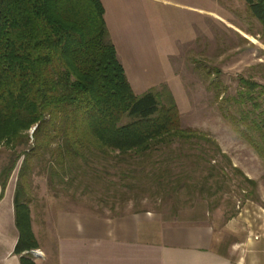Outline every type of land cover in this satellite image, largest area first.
<instances>
[{"label":"trees","instance_id":"obj_1","mask_svg":"<svg viewBox=\"0 0 264 264\" xmlns=\"http://www.w3.org/2000/svg\"><path fill=\"white\" fill-rule=\"evenodd\" d=\"M244 2L264 37V0ZM238 82L235 95L221 97L222 114L264 161V84L244 77ZM3 144L12 152L0 167V198L23 157L14 197L19 230L15 253L21 264H36L34 251L39 248L27 197L28 174L35 162L49 165L51 185L57 177H88L96 185L108 177L103 193L107 198L100 203H113L112 209L123 196V183L167 187L179 160L184 162L183 173L208 165L202 176L207 191L226 177L216 155L227 156L209 134L181 126L166 85L140 95L133 91L101 0H0ZM103 160L112 166L103 165Z\"/></svg>","mask_w":264,"mask_h":264},{"label":"rangeland","instance_id":"obj_2","mask_svg":"<svg viewBox=\"0 0 264 264\" xmlns=\"http://www.w3.org/2000/svg\"><path fill=\"white\" fill-rule=\"evenodd\" d=\"M143 9L163 72L162 82L148 90L159 91L161 85H166L177 104L181 126L214 138L227 156L226 159L216 155L226 177L218 178L221 179L218 186L207 191L208 185H202V176L207 175L208 165L205 163L198 170L193 166L183 173L184 162L179 160L167 187L145 181L123 183L120 189L123 196L116 199L112 209L113 203L108 206L100 203V199L107 198L104 194L109 187L108 177L101 185L88 181V177H57L51 185L49 165L35 162L28 174L27 186L35 227L38 233L47 232L50 239L58 210L99 212L104 216L151 211L166 220L207 222L217 232L225 231L231 222L229 229L237 232L236 238H256V226L264 225V161L223 117L221 107L225 103L220 99L236 94L239 77L264 84L262 27L251 16L244 0H143ZM145 36L138 35L137 42L142 49ZM218 91H223L219 98ZM34 130L29 131L31 143ZM11 152L7 144L0 145V167L8 161ZM22 161L23 157L12 173L16 179ZM112 163L102 162L111 166ZM234 167L255 181V186L244 181ZM113 192L112 189L110 194Z\"/></svg>","mask_w":264,"mask_h":264},{"label":"crops","instance_id":"obj_3","mask_svg":"<svg viewBox=\"0 0 264 264\" xmlns=\"http://www.w3.org/2000/svg\"><path fill=\"white\" fill-rule=\"evenodd\" d=\"M101 2L133 91L139 94L160 84L162 64L146 24L143 0ZM139 33L146 35L144 50L137 42ZM17 180L12 174L0 198V264H21L15 253L19 239L14 207ZM230 223L225 231L217 232L207 222L166 220L151 211L104 216L58 210L50 239L47 232L38 233L32 216L39 242L33 258L36 264H264V225L256 226V238L241 240L229 229Z\"/></svg>","mask_w":264,"mask_h":264},{"label":"built area","instance_id":"obj_4","mask_svg":"<svg viewBox=\"0 0 264 264\" xmlns=\"http://www.w3.org/2000/svg\"><path fill=\"white\" fill-rule=\"evenodd\" d=\"M38 251H34V256H37Z\"/></svg>","mask_w":264,"mask_h":264}]
</instances>
